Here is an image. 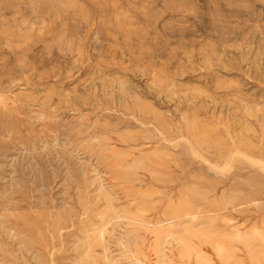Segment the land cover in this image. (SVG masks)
<instances>
[{"label": "rangeland", "instance_id": "1", "mask_svg": "<svg viewBox=\"0 0 264 264\" xmlns=\"http://www.w3.org/2000/svg\"><path fill=\"white\" fill-rule=\"evenodd\" d=\"M0 264H264V0H0Z\"/></svg>", "mask_w": 264, "mask_h": 264}]
</instances>
